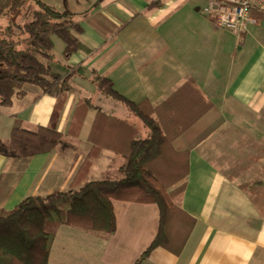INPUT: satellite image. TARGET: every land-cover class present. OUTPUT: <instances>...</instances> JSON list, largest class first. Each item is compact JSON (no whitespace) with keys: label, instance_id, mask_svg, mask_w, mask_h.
Listing matches in <instances>:
<instances>
[{"label":"crops","instance_id":"crops-1","mask_svg":"<svg viewBox=\"0 0 264 264\" xmlns=\"http://www.w3.org/2000/svg\"><path fill=\"white\" fill-rule=\"evenodd\" d=\"M156 1L161 6L151 8ZM209 1L96 0L82 11L54 7L77 15L84 48L67 56L62 40L52 37L48 63L72 85L56 128L49 127L55 99L40 88L30 89L33 101L25 86L24 99L0 107V208L68 190L91 150L96 117L90 110L80 136L67 135L80 99L92 98L106 113L132 120L121 104L98 93L93 71L128 101L153 106L192 79L213 106L173 147L190 155L186 190L177 202L196 224L179 256L156 248L139 264H264V19L254 15L257 23L237 35L202 12ZM173 102L182 110L201 104L194 90ZM20 118L21 127L7 126ZM121 163V156L104 151L87 180H110L105 177ZM114 207V235L61 226L48 264H135L157 236L159 209L121 201Z\"/></svg>","mask_w":264,"mask_h":264},{"label":"trees","instance_id":"trees-1","mask_svg":"<svg viewBox=\"0 0 264 264\" xmlns=\"http://www.w3.org/2000/svg\"><path fill=\"white\" fill-rule=\"evenodd\" d=\"M14 1L0 0V17L8 15ZM33 1L38 10L19 27L25 37L23 49H17L12 29L0 38V107L9 108L14 99H24L26 85L38 87L55 99L49 127L56 128L72 85L48 63L53 57L52 37L62 40L65 55L70 56L84 48L77 37L83 29L76 14L60 12L42 0ZM160 6L156 1L150 7ZM254 15L264 19V14ZM92 82L103 98L121 104L132 120L106 113L92 98L78 101L67 135L79 137L88 112L94 109L96 117L88 139L91 150L68 190L29 196L12 210L0 208V264H48L56 231L64 225L114 235L118 231L115 201L152 204L159 209L157 236L135 264L156 248L179 256L188 241L196 219L177 201L186 190L190 155L176 151L173 142L212 108V102L192 79L158 106L146 100L139 104L128 101L97 71H93ZM193 90L199 93L200 105L185 110L175 105L173 100ZM104 151L121 156V178L88 181L94 160Z\"/></svg>","mask_w":264,"mask_h":264},{"label":"rangeland","instance_id":"rangeland-1","mask_svg":"<svg viewBox=\"0 0 264 264\" xmlns=\"http://www.w3.org/2000/svg\"><path fill=\"white\" fill-rule=\"evenodd\" d=\"M43 2H46L48 4H51L52 7H57L58 9H72L74 11H82L86 10L88 6H91L94 1L96 0H42ZM63 3V5H62ZM38 10L37 3L33 0H17L14 1L11 7L10 12L8 15L4 17H0V38L3 37V34L6 32L8 33L9 30L12 31L13 40L17 42V49H23L22 41L25 38L21 33L19 27L23 25L25 22H28L32 14ZM30 87L28 89L30 95L29 100L33 101V94L31 93V88L35 86L26 85V87ZM39 89L38 87H36ZM93 89H95V86H93ZM91 91V90H89ZM94 91V90H93ZM98 93L101 95V93L98 91ZM102 96V95H101ZM105 99V98H104ZM107 100V99H105ZM22 105L19 104L16 106L15 111H21ZM22 118V117H21ZM19 119L13 123H8L7 126L9 128H19L22 126V119ZM137 121V120H136ZM138 122V121H137ZM1 132V131H0ZM0 136L3 137V133H0ZM17 136V134H16ZM0 147L5 150V148L0 144ZM61 152L62 151H58ZM110 175H107V178H110V180H115L119 177L118 168L115 169V171L110 172Z\"/></svg>","mask_w":264,"mask_h":264},{"label":"built area","instance_id":"built-area-1","mask_svg":"<svg viewBox=\"0 0 264 264\" xmlns=\"http://www.w3.org/2000/svg\"><path fill=\"white\" fill-rule=\"evenodd\" d=\"M202 12L216 26L242 35L257 23L254 14H264V0H210Z\"/></svg>","mask_w":264,"mask_h":264}]
</instances>
